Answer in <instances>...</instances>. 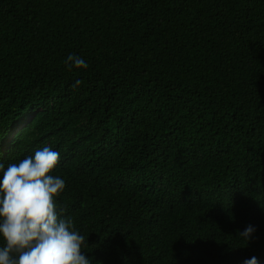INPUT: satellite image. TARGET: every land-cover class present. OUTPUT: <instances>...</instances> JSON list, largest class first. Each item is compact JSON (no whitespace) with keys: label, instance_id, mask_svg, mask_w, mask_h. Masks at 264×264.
I'll use <instances>...</instances> for the list:
<instances>
[{"label":"trees","instance_id":"1","mask_svg":"<svg viewBox=\"0 0 264 264\" xmlns=\"http://www.w3.org/2000/svg\"><path fill=\"white\" fill-rule=\"evenodd\" d=\"M46 145L93 264H264V0H0V163Z\"/></svg>","mask_w":264,"mask_h":264},{"label":"clouds","instance_id":"2","mask_svg":"<svg viewBox=\"0 0 264 264\" xmlns=\"http://www.w3.org/2000/svg\"><path fill=\"white\" fill-rule=\"evenodd\" d=\"M63 64L69 72L88 67L74 53ZM59 161L60 153L46 145L7 167L0 163V264H93L83 251L88 247L85 237L57 205L66 188L65 180L53 174ZM254 232L248 225L238 232L239 240L247 243ZM244 264L259 261L253 256Z\"/></svg>","mask_w":264,"mask_h":264}]
</instances>
